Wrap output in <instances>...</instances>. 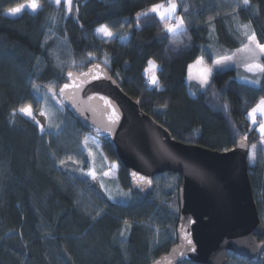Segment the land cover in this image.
<instances>
[{
    "label": "trees",
    "instance_id": "16d2710c",
    "mask_svg": "<svg viewBox=\"0 0 264 264\" xmlns=\"http://www.w3.org/2000/svg\"><path fill=\"white\" fill-rule=\"evenodd\" d=\"M28 1L0 0V264H150L176 243L179 175L156 176L143 198L132 191L112 146L66 109L63 119L70 124L62 131L46 125L44 133L19 111L31 106L46 123L41 91L51 84L56 93L68 70L96 63L176 140L220 152L245 137L255 145L249 175L264 225L262 135L248 119L264 97V75L255 86L239 81L234 69L216 70L211 86L195 96L187 84L191 63L201 54L212 60L205 48L211 27L220 44L236 48L241 44L236 23L249 22L264 44V0H249L247 6L242 0H175L187 28L175 36L164 31L155 13L137 25L138 12L167 0H72V13L54 0H37L35 13L6 14ZM102 25L116 37H100ZM58 39L66 46L58 47ZM150 60L158 65L159 87L146 74ZM95 151L103 167L96 165ZM101 177L129 191L130 199L108 193ZM125 221L131 227L121 236ZM228 256L229 264H264V255L258 263Z\"/></svg>",
    "mask_w": 264,
    "mask_h": 264
},
{
    "label": "water",
    "instance_id": "95a60500",
    "mask_svg": "<svg viewBox=\"0 0 264 264\" xmlns=\"http://www.w3.org/2000/svg\"><path fill=\"white\" fill-rule=\"evenodd\" d=\"M66 79L57 98L84 129L112 146L133 192L146 198L155 177L164 173L181 178L176 243L150 264H229L230 252L261 261L264 225L249 175L247 139L226 152L176 140L102 63L68 70Z\"/></svg>",
    "mask_w": 264,
    "mask_h": 264
},
{
    "label": "rangeland",
    "instance_id": "374dc122",
    "mask_svg": "<svg viewBox=\"0 0 264 264\" xmlns=\"http://www.w3.org/2000/svg\"><path fill=\"white\" fill-rule=\"evenodd\" d=\"M32 2H33V0H30V1L22 4V5H25V7L22 9L21 13L15 15V16L11 15L8 11L6 12V14L10 17H16L25 11L35 13L31 10L30 7H28V5H30ZM36 2H37V0H36ZM158 4H160V3H158ZM163 4L165 5V7L168 6V3H163ZM60 6H64L66 9V6L63 4V0H62L61 5H59L58 7H60ZM177 10H178V4H177ZM177 10H176V15H177ZM172 22L174 23L175 21L173 20ZM242 25H248L249 27L247 30H245L242 27ZM236 30H237V32H239L241 34L240 35L241 44L239 47L231 48L227 45L220 44L215 27H211L210 37H209L210 39H209V42L207 43V45H205V48L210 52L212 60L208 61L207 56L204 54H201L198 58H203V62L202 63H196V61H197L196 60L190 64L189 69H188L187 84L189 86V93L192 96L197 95L199 92H201L205 89V88H201V86L199 84V77L208 68L212 69V74L216 70L222 71V70L234 69L236 71V75H237L236 77L239 81L246 83V84L255 85V86H258L260 84V83L259 84L250 83V81L253 79H258L260 81L261 75L254 73V72H249L246 70V67H245L246 64L253 63V62H257V63L262 64V62H261L262 56H259L257 59L256 57H254L252 55V53L250 51L246 50V46L249 45L247 35H251V34L255 33L254 27L249 22L245 23V24H239L237 22L236 23ZM245 31H247V35L245 34ZM96 32L100 37H102L105 40H111L112 38L116 37V35L113 33H112L111 37H108V36L104 35L102 32H98V31H96ZM255 37H256V41L259 42V40L256 36V33H255ZM57 45H58V47L61 46V48L66 46L65 41L59 40V39L57 40ZM251 47L254 48L255 45H251ZM257 53H258V50H257ZM225 57H231V60L225 61L223 67L215 64L216 60H220V59H223ZM151 61H154V60H151ZM157 69H158V65L156 64V62H155L154 68L150 67L148 65V67H147L148 71H146V74L149 78V81L153 75H155V77L159 81L158 75H157ZM210 81H211V78H210ZM151 85H153V84H151ZM40 95H41V98L43 100L42 114L44 115V117L46 119V123H43L38 118V116L34 113L32 108H31V112H32V116L35 118V120H33L31 117H29L27 115H24L22 113L21 114L25 118L33 121L35 124H36L35 121H39V125L36 124L39 131H40V126H43L45 129L44 132H46V130L48 129V127H47L48 125H49V127H52V128H56V126H57V127H59L60 131H62V129H64V126L66 127L68 125L69 121L67 122L65 119H63V113L65 111V108L63 107V105L59 101H57V95L53 91L51 84L47 85V87L41 91ZM255 118H256L257 122L255 124H253L251 118H249V116H248V119L251 121L252 125L255 126L259 131V123L262 119H264V117H262L260 115V113L257 112L255 114ZM69 124H70V122H69ZM44 132H41V133H44ZM259 133L261 134L260 131H259ZM261 145H262V148L264 150V135H262ZM94 155H95L94 161H95L96 165L98 167H103V164H101L99 161L100 155L98 154V152L95 151ZM250 156L252 157L251 159H250ZM255 159H256L255 148H253V146H251L250 154H249V161L251 163H253L255 161ZM101 181H102L103 185L106 187V190L108 191V193L116 196V198H119L121 201H124V202H127L130 199V197H131L130 192L120 189L119 185L117 183H115L114 181H113V183H110V182L107 183L106 179L104 177H101Z\"/></svg>",
    "mask_w": 264,
    "mask_h": 264
},
{
    "label": "snow or ice",
    "instance_id": "6c2138e0",
    "mask_svg": "<svg viewBox=\"0 0 264 264\" xmlns=\"http://www.w3.org/2000/svg\"><path fill=\"white\" fill-rule=\"evenodd\" d=\"M243 4L245 6H247L249 4V0H242ZM54 3L56 5H61L62 0H54ZM168 6L165 7V5L163 3L160 4H154L150 9H148L145 12H138L136 14V19H137V25H139V21L141 17L144 18H148L150 13H155L161 22H163L164 24V31L166 33L172 34L173 36H175L177 33L180 34H184L187 31V28L185 26V21L184 18L182 16H178L176 15V10H177V3L175 2V0H167ZM63 4L66 6V13H72L74 11L73 8V3L72 0H63ZM25 7V5H19L17 7H13L8 9L7 11L15 16L19 13H21L22 9ZM28 7L31 8V10L33 12H36L38 10V8L40 7V5L36 2V0H33V2L28 5ZM75 11H79L78 7L75 8ZM185 11H187V8H185ZM210 20L212 19L211 17L209 18ZM175 21L174 23L172 21ZM55 22V21H54ZM242 27L247 30L248 29V25H242ZM98 32H102L104 35L111 37L112 36V32L109 30L107 25H102L98 30ZM245 34L247 35V31H245ZM190 39V38H189ZM247 39L249 41V45L246 46V50L250 51L252 53V55L254 57H256L258 59L259 56H264V44H260L259 42L256 41V37H255V33L251 34V35H247ZM176 41L173 39L172 43H175ZM251 45H255L254 48L251 47ZM258 50V53H257ZM227 60H231V57H225L223 59L220 60H216L215 64L219 65L221 67L224 66L225 61ZM203 62V58H198L196 63H202ZM149 66L150 67H155V62L154 61H149ZM246 70L249 72H254L260 75H264V64L261 63H257V62H253V63H249L245 65ZM146 71H148L146 69ZM69 76H71V73H69ZM212 76V69L208 68L204 71V73L199 77V84L201 86V88H206V87H210V78ZM150 83L153 85H156L157 87H159V81L157 80V78L155 77V75H153L150 78ZM250 83L252 84H259L260 81L258 79H253L250 81ZM35 87V86H34ZM69 85L65 84L64 88H62L60 91L61 93H63L64 89L68 88ZM38 91V89H37ZM225 109H227L228 105L227 103L224 104ZM19 111L24 114L27 115L29 117H31L33 120H35V118L32 116V112H31V106L28 107H21L19 109ZM259 112L260 115L262 117H264V97H261L259 102L257 103V105L255 107H253L249 112H248V116L249 118H251L252 123L255 124L256 118H255V114ZM37 125H39V121H35ZM40 131L44 132L45 129L43 126H40ZM259 131L261 132L262 135H264V119H262L259 123ZM246 139V137H245ZM253 148H255V145H253ZM252 157L250 156V159ZM61 163H63V161H61ZM133 175H135V173H133ZM148 183H151V181H147ZM97 215H99V213H97ZM93 219H95V217H93ZM125 225L127 226L126 229H122L120 232L121 236H124V232L126 230H130V225L128 224V221L124 222ZM189 244H191V240L188 241ZM193 251H195V249H193Z\"/></svg>",
    "mask_w": 264,
    "mask_h": 264
}]
</instances>
